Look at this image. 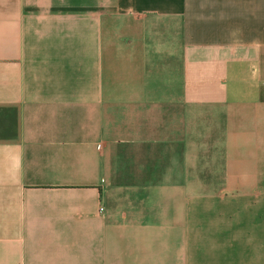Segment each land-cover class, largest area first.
I'll return each instance as SVG.
<instances>
[{"label": "crops", "instance_id": "obj_1", "mask_svg": "<svg viewBox=\"0 0 264 264\" xmlns=\"http://www.w3.org/2000/svg\"><path fill=\"white\" fill-rule=\"evenodd\" d=\"M0 264H264V0H0Z\"/></svg>", "mask_w": 264, "mask_h": 264}, {"label": "built area", "instance_id": "obj_2", "mask_svg": "<svg viewBox=\"0 0 264 264\" xmlns=\"http://www.w3.org/2000/svg\"><path fill=\"white\" fill-rule=\"evenodd\" d=\"M102 209V208H101Z\"/></svg>", "mask_w": 264, "mask_h": 264}]
</instances>
